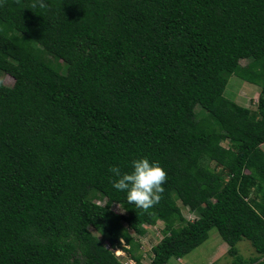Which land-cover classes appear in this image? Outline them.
<instances>
[{
  "label": "trees",
  "instance_id": "16d2710c",
  "mask_svg": "<svg viewBox=\"0 0 264 264\" xmlns=\"http://www.w3.org/2000/svg\"><path fill=\"white\" fill-rule=\"evenodd\" d=\"M263 147L264 0H0V264H141L158 221L148 264L213 227L231 264H264ZM141 156L167 172L147 210L111 184Z\"/></svg>",
  "mask_w": 264,
  "mask_h": 264
},
{
  "label": "rangeland",
  "instance_id": "374dc122",
  "mask_svg": "<svg viewBox=\"0 0 264 264\" xmlns=\"http://www.w3.org/2000/svg\"><path fill=\"white\" fill-rule=\"evenodd\" d=\"M247 61L241 60L240 64L244 65ZM2 82L6 85L13 84V78L9 74L1 76ZM259 88L257 85L242 80L237 75H231L224 94L227 98L238 102L241 105L252 106L256 103ZM226 144L225 142L223 143ZM264 148V147H263ZM180 204V202H178ZM181 212L185 219L192 220L195 217V213L190 211L187 207L180 204ZM115 210H119L122 213L124 210L119 206L115 207ZM161 221H158L155 225H147V232L139 239L140 246L139 252L142 254L141 264H148L152 256V246L156 244L162 237ZM123 242V241H122ZM238 254L247 258L255 256L256 252L247 239H241L236 243ZM229 246L222 239L218 230L213 227L209 231L208 238L202 242L199 246L193 249L191 252L179 259H171L168 264H211L217 261L219 264H231L233 255L228 253ZM114 253L124 264H135L134 261L120 248H115Z\"/></svg>",
  "mask_w": 264,
  "mask_h": 264
},
{
  "label": "clouds",
  "instance_id": "9594fccd",
  "mask_svg": "<svg viewBox=\"0 0 264 264\" xmlns=\"http://www.w3.org/2000/svg\"><path fill=\"white\" fill-rule=\"evenodd\" d=\"M130 165L129 172H122L117 166L111 168L112 187L124 192L130 204L147 210L159 203L167 172L160 161L151 160L147 156L132 159Z\"/></svg>",
  "mask_w": 264,
  "mask_h": 264
}]
</instances>
